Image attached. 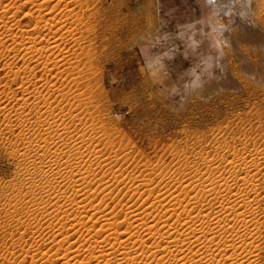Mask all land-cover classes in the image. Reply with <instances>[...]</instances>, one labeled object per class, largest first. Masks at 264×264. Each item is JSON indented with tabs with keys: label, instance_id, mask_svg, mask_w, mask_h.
<instances>
[{
	"label": "rangeland",
	"instance_id": "rangeland-1",
	"mask_svg": "<svg viewBox=\"0 0 264 264\" xmlns=\"http://www.w3.org/2000/svg\"><path fill=\"white\" fill-rule=\"evenodd\" d=\"M23 1L6 0L4 5L14 3L11 12L14 10L17 13L16 18L27 30L31 29L29 27L36 21L31 17L38 10L36 4L46 3L45 6L43 4V9L45 7L44 11L47 9L49 12L59 0H37L36 4L30 3L19 11L18 7L22 6ZM76 1L79 0H62L59 8L53 11V16L61 17L64 12L69 11L74 16L65 17L68 23L65 20L66 26L58 33V37L61 33L66 34L62 41L64 43H61V53L64 52L66 62H61L62 65L59 64V67L56 66L48 73L42 67L38 68L35 71L37 77L33 79L32 85L29 86L32 88L27 90L28 92L21 86L22 78L14 81L12 75L6 74L7 72L0 68V98L3 96L6 100L4 102L6 109L4 105L0 108V111L1 109L3 111L0 112L1 264H20L18 261L15 263L13 254L21 253L23 247V249L32 247V242L36 244L34 246L36 249L42 246V250L45 247L42 253L54 246L53 240H41L39 232L44 227L43 231L45 229L48 231L52 225L53 228L50 230L59 228L60 223L50 218L41 219L40 212L46 209L48 212L53 209L51 211L53 212L61 204L69 206L71 205L69 199L72 201L77 194L76 198L81 196L78 200L86 202L85 204L90 197V203L93 197H102L97 184L103 176L115 181L108 167L102 169L94 167L92 174L97 173L88 179L94 183L87 180L86 183L80 181L79 187L74 184L70 178L71 169L67 166L75 159L73 160L69 154L64 156L67 161L64 158L59 160V157L46 146L45 141L50 143L51 137H54L55 143L63 146V139H57L54 128L64 124L71 128L70 137L76 139L85 134L90 144L94 142L95 146L99 145L100 151L112 155L110 157L117 160L114 168L117 177L124 172L120 178L124 179L125 176L126 182L132 174L133 177H139V180L144 179L142 181L146 183L155 180L151 183L154 184L151 187L154 188L155 194L158 189V194H168L174 190L175 187L163 178L170 172L177 178L173 172L177 167H182L181 162L187 158L195 161L199 156L202 157L198 158L199 160L208 156L210 158H206L210 160L214 158L217 160L227 155L233 156L235 152L243 149L247 150L245 153L249 157L251 154H259L263 160L260 175L255 183L260 192H258L260 200L258 199L259 204L256 205L257 210L252 213L256 222H253L251 229L254 243L259 247L258 264H264V0H229L224 5L228 10L226 9L220 21H217L219 26L225 29L227 38L230 37L228 39L225 37L218 49L215 44L218 35L212 25L216 22L214 14L212 10L204 8L203 0H80V3ZM1 10L3 12L5 8ZM239 12L243 13L239 15ZM54 30L57 31L58 28L54 27ZM15 50L9 52L0 49L1 67L7 63L15 64L18 69L25 67V59L17 54V48ZM33 72L27 70L26 73L34 75ZM43 85L49 88L52 85V88L51 90L39 88ZM37 87L39 89H36ZM41 90L45 92L39 93ZM32 94L34 96H31ZM48 103L54 110L52 114L44 111L43 107ZM38 105H41L39 109ZM38 110L44 111L43 114ZM22 118L25 121H22ZM44 143L45 145H42ZM50 144L54 146L53 141ZM111 148L114 150L111 151ZM86 166L85 171H93ZM159 180L163 182L158 183ZM72 181L73 183H70ZM89 185L93 187L91 191L89 187H92ZM86 186L87 191L92 192L90 193L92 196L85 192ZM168 186L170 187L167 188ZM44 188L48 194L51 192L49 196ZM152 188L149 189L153 190ZM64 191L67 195L63 196V193L66 194ZM126 197L115 194L113 201L107 203L110 204L108 210L116 208L115 212H119L121 210L119 207L122 208L121 206L126 205L131 199L129 196ZM136 198L133 201L138 203V197ZM54 199H58L59 202ZM139 203L136 207H140ZM20 236L26 237L27 240H22ZM35 236L39 237L35 238L37 243L32 239ZM32 263L33 261L29 260L28 264Z\"/></svg>",
	"mask_w": 264,
	"mask_h": 264
},
{
	"label": "bare ground",
	"instance_id": "bare-ground-1",
	"mask_svg": "<svg viewBox=\"0 0 264 264\" xmlns=\"http://www.w3.org/2000/svg\"><path fill=\"white\" fill-rule=\"evenodd\" d=\"M5 1L6 0H0V49L9 50V52H11V51L14 52V51H16L15 49L17 48V51H18L17 54L19 53L21 55L22 59H25L26 61L24 60L25 67L23 69L21 67L22 70L20 69L19 66H18L19 69L16 68L17 66H15V64H12V63L9 65H8V63H7V65L3 64L4 66H2V67L0 66V68H3V70H5V72H7L6 74L12 75L14 78V81H18L19 78L20 79L22 78L21 86L25 88L24 90L26 92H28L27 90L32 88L29 86L32 85L33 79L35 77H37L35 71L38 68L42 67V69L46 73H48V72L52 71L59 64L62 65L61 62L64 61L65 56H63L64 52L61 53L62 52L61 43H64L62 41L65 38L66 34L61 33L60 36L58 37V35H59L58 33L62 32L64 29V26H66V25H64L65 20H66L65 17L70 18V16H71V18H73L74 16H73V14L71 15L70 11L64 12V14H62L61 17H58L59 15L53 16V11L56 10V8H59L58 6L62 2V0H59L57 4L55 3V6H52V9L48 7L49 9H51L49 12H47V9H46V11H44L45 7L43 9V4L45 6L46 3L36 4L38 2L37 0H24L23 1L24 3H22V6L18 7L19 11L22 7H24L30 3L36 4V6H38V10L36 9L37 11L35 14H33L31 12L33 14L31 17L36 19L35 23H32V26L29 27L31 29L25 30L26 28L22 27L21 22L18 21V19L16 18L17 13H15L14 10L11 12V10L13 9L12 4H14V3L9 4V2H10L9 1L8 2L9 5L5 6L4 5ZM79 1H76V2L78 3ZM203 2H204V8L206 10H212L213 14H214L213 15L214 21H216V22H214L212 25H213V29L216 31V34L219 36V38L217 36L216 40H215L216 48L218 49L220 42L225 40V37L227 38V35L224 31L225 29L222 28L221 26H219L217 20H219L223 16V14L225 13V10L227 8L224 5L226 3H228L229 0H203ZM227 5H229V4H227ZM65 6L67 7V4ZM2 8L3 9L5 8V10H3V12H1ZM63 8H65V7H63ZM62 10H64V9H62ZM245 12L246 11H244V13ZM12 13H14V14H12ZM28 13H30V12H28ZM241 13H243V12H241ZM241 13L239 12V15ZM7 14H9V16H7ZM228 15H229V13H228ZM67 23H68V21H67ZM54 27L58 28L57 31L54 30L55 32L53 31ZM226 30H228V29H226ZM60 40H61V42H60ZM227 41H229V40H227ZM64 49H63V51H64ZM64 62H66V61H64ZM32 64H33V67H32ZM48 69H50V70H48ZM27 70L34 71L33 73H35V74L34 75H28L26 73ZM61 71H59V72H61ZM38 76H40V75H38ZM51 86L49 88V86L43 85L39 88H44L45 90H51V88H52ZM39 88L37 87L36 89H39ZM25 91H23L24 95L27 96ZM43 91L44 90H41V91H39V93H42ZM50 92H52V91H50ZM29 95H30V93L28 94V97H29ZM48 95H49V91H48ZM4 96H5V93H4ZM31 96H34V95L32 94ZM42 96H44V95H42ZM12 97H15V96H12ZM35 97H37V96H35ZM8 98H9V96H8ZM22 98H23V95H22L21 99ZM38 98H39V96H38ZM44 98L46 99V97H44ZM48 98H47V101H48ZM25 99H26V97H25ZM25 99H24V101H25ZM16 100H17L16 102H18V99H16ZM34 100H35V98H34ZM34 100H33V102H34ZM5 101H6L5 98L3 96H1L0 108L2 105L5 104L4 103ZM26 101H28V100L26 99ZM44 101H46V100H44ZM7 102L9 103V101H7ZM27 103L29 104L30 102H27ZM21 104H22V102H21ZM24 104L26 105V103H24ZM43 104H44V102L41 105H43ZM49 104L50 103H48L47 105H44L43 108H45V110L44 109L43 110L47 114L48 113L52 114V112L54 113V110H53L52 106H50ZM27 106H25V107H27ZM32 106H34V105H32ZM40 106L38 105L37 109H39ZM5 109H6V106H5ZM29 109H30V107H29ZM54 109H55V107H54ZM24 110H25V108H24ZM1 111H2V109H1ZM38 111H40V110H38ZM44 111H40V112L43 114ZM4 112H6V111L4 110ZM10 113H12V111ZM31 113H33V112H31ZM22 115H24V114H22ZM55 115H53V116H55ZM5 116L7 117V115H5ZM37 116H40V115H37ZM49 116H51V115H49ZM34 117H35V114H34ZM36 118H38V117H36ZM46 118L47 117H45V119ZM10 119L11 118H9V120ZM28 119H29V117L27 118V120ZM21 120L23 121L24 119L22 118ZM54 120H55V118H54ZM30 121H32V120H30ZM36 121H37V119H36ZM46 121H47V119H46ZM48 121L50 122V120H48ZM4 127H5V125H4ZM47 127H49V126H47ZM51 127H53V126H51ZM54 129H55L54 132L56 133V135L58 137V138L57 137L56 138L57 139L61 138L60 140L63 139V146H59V144L57 145L55 143L56 139L54 137H51V139H50L51 142L53 141L54 146H51L50 141H49L50 143H47L48 141L43 139L45 137H43L41 139L46 141V144H47L46 146L51 151H53L55 153L56 157H59V160H60V158H64L65 155L69 156V154H71V156L73 157V160L75 159V161L71 160L74 162V164H73V162L71 164L67 163L68 164V166H67L64 163L67 166V168L71 169L70 174L72 173V177H70V176L69 177L74 181V184H76L78 186L80 181L81 182L83 181L86 183V181L88 179L92 178V175H93L92 173L94 172V170L92 168H94V167L101 168V169H102V167L103 168L108 167L109 171H111V174L113 175V178L116 182L115 181L113 182L112 179H108L109 177H106V176L104 177L103 175H101L103 177L101 178L100 182L98 183L99 185L97 184V186H98V190L102 193V197L95 196V197H93V199H91L90 203H89V201H90L89 200L90 197H89L88 203L85 204L86 202H82V201L78 200V198H80L81 196L76 198V196H78V194H77L78 192L76 190L75 192H77L76 193L77 195L75 197H73L72 201L69 199V201L71 202V205L68 206V204H67L66 206H61L62 204L60 205V203L62 201H60V203H56V204H59L60 207H57L53 212H51L53 210L51 208L52 205H51V207L48 206L52 209L50 212H48L49 210L47 211V209L45 211L41 210L42 212L38 211L41 214L40 215L42 217L41 219L50 218V219L55 220L58 223H60L59 228L57 227L58 229L56 228V225L54 224L55 225L54 227L56 229L50 230L53 228V225H52V228H48L50 231L49 230L47 231V229H45V231H43V229L45 228L43 226L44 228H42L41 232H39V234H40L39 236L41 237V240L42 239L43 240L46 239V241L53 240L54 246L50 247L49 249H47L45 252L42 253L41 251L45 250V247H43L42 250H41L42 246L39 247L38 249H36V247H34L36 244H34V242H32V244H33L32 247L29 246L30 248L27 247L28 249L27 248L23 249L24 248L23 247L20 251L21 253L16 252L13 254V256H14L13 259L15 260V263H17V261H18V263H20V264H28L29 260L33 261L32 264H56V262H58V264H258L259 263V259H260L259 254H258L259 253L258 252L259 247L256 246L254 243V238H253V234H252L253 230L251 229L253 222H256L255 221L256 218L255 219L253 218L252 213H253V211L257 210L256 209L257 203L259 204V201H258L259 195L258 194L260 192H259V189L257 188V183H255V182H257L258 177L260 175L261 166H262L261 161L263 160L260 156H258L259 154L252 155L251 153H249V154H251V157H249L247 155V153H245V152H247V150L243 149L242 151H238V152H235V150H234L235 153L233 156H228V155L224 156V157L221 156L222 158H219V159L217 158V160L215 158H214L215 160L214 159L210 160V159H208V158H210L208 156H206L208 158L204 157L202 160H199L202 158V157L199 158L200 157L199 156V157H197V160H195V161H191V159L187 158L186 161L181 162L182 167L181 166L179 168L177 167L175 169V171L173 172L176 176H178L177 178H175V176H173V174L171 172L170 173L172 175L170 173L169 174L167 173V175L164 176V178H163V180H166L173 187H175L174 190H172V192H170L168 194H166V193L158 194V190H159L158 189L157 194H155L154 188L151 187L152 185H154V184L151 185V183L155 182V180H151L149 183H146V182L142 181L144 179L139 180V177L138 178L133 177V174L131 173L132 177L130 176L131 178L128 179V181L126 182L125 176H124L125 180L120 178L124 174V172H121L122 170L121 171L119 170V171L123 174L120 173L121 176L117 177V174H115V169H114L117 165V163H116L117 160L114 159V157H110L112 155H109V154L107 155V154L103 153L102 151H100L98 149L99 145L95 146L94 142H93L94 144L93 143L90 144V142H89L88 138H86L87 136L85 134H81L76 139L73 137H70L71 128L66 126V124L58 125ZM10 132H12V131H10ZM47 132L50 133V131H47ZM75 135H77V134H75ZM48 136H51V135H48ZM24 137H23V139H24ZM30 137H32V136L30 135ZM30 141H31V139H30ZM30 141H28V142H30ZM33 144H34V142H33ZM42 145H45V143ZM84 149H86V150H84ZM112 150H114V149L111 148V151ZM230 153H231V151H230ZM259 153H260V151H259ZM51 154H52V152H51ZM27 155H28V153H27ZM115 155H113V156H115ZM118 155L120 156L119 153H118ZM260 155L262 156L261 153H260ZM115 157H117V155ZM211 157H213V156H211ZM40 158H43V157H40ZM194 158H195V155H194ZM48 160H50V159H48ZM48 160H46V161H48ZM65 160L67 161V159H65ZM124 160H126V159H124ZM200 161H201V165H200ZM45 163H47V162H45ZM45 163H44V165H45ZM51 163H53V162H51ZM57 165L59 166L60 164H57ZM120 165H122V163ZM84 166L88 167L89 169H92L93 171H91V170L85 171ZM196 166H198L199 168H197ZM202 166H204V167H202ZM42 169H44V168H42ZM45 169H46V167H45ZM101 169H99V170H101ZM56 171H57V169H56ZM154 172H156V170H154ZM159 172H161V171H159ZM54 173H56V172H54ZM96 173H95V175H96ZM26 175H27V173H26ZM60 175H59V177H60ZM95 175H93V176H95ZM159 176H161L160 173H159ZM188 177H191V178H188ZM96 179H93V180L95 181ZM160 180L158 181V183L163 182ZM186 180H187V182H186ZM188 180H190V181H188ZM73 181L70 183H73ZM88 181H91V180H88ZM91 182H93V181H91ZM62 183L64 184V182H62ZM70 183H68V184L70 185ZM69 185H67V186H69ZM86 185H88V182ZM155 185H156V183H155ZM163 185H162V187H163ZM89 186H91V185H89ZM157 186H158V184H157ZM71 187H74L73 184ZM86 187L87 188H86L85 192L88 189V186H86ZM169 187L170 186H168L167 188H169ZM54 188H55V186H54ZM63 188H64V186H63ZM149 188H152L153 190H150ZM64 189L66 190V188H64ZM90 189L92 190L93 187L92 188L89 187V190ZM44 190L46 191L45 188H44ZM83 190H84V188H83ZM89 190L87 191L88 194L92 193V192L89 193ZM98 190L96 192H98ZM168 190L171 191V189H168ZM56 191H58L57 187H56ZM66 191H64L66 194L63 193V196L67 195ZM61 192H62V190H61ZM94 192H95V188H94ZM49 194L47 192L48 196H49ZM81 194H84V193H81ZM97 194H99V193H96V195ZM115 194L119 197L121 195L127 196V197L129 196V198L132 199V200L129 199V201L127 199H125L128 201L127 204L124 206H121L122 208L119 207V209H121V210L117 213L115 212L116 208H114L112 211H109L108 208L110 207L109 206L110 204H107V203H109V201H111V200L113 201ZM86 196H85V198H87ZM136 196L138 197V201L139 202L141 201V203L138 202L140 207H136L138 204V203H136L137 201L134 202L137 199ZM44 197H45V195H44ZM51 197L52 196H50V198ZM70 198H71V196H70ZM51 199H53V198H51ZM58 199H60V198H58ZM58 199H54V200L59 202ZM81 199H84V198H81ZM133 199H135V200L133 201ZM35 200H38V199H35ZM61 200H63V199H61ZM40 201H41V199H40ZM40 201H38V202H40ZM117 204L119 205V203H117ZM26 205H28V204H26ZM64 205H65V203H64ZM37 206H40V205H37ZM44 206H43V208H44ZM114 206H115V204H114ZM117 209H118V207H117ZM259 216H261V215H259ZM35 218H36V216H35ZM31 219L33 220L34 218H31ZM28 222H30V221H28ZM39 222H40V220H39ZM44 222H46V221L44 220ZM48 222H49V220H48ZM31 223H32V221H31ZM257 224L258 223H256V227H257ZM32 225H33V223H32ZM49 225H48V227H49ZM23 226H21V227H23ZM46 226H47V224H46ZM38 227H40V225H38ZM29 228H30V226H29ZM32 229H30V230H32ZM27 230H29V229H27ZM20 232H21V229H20ZM31 234H32V232H31ZM21 235L23 236L24 234H21ZM22 236H20L19 238H21ZM36 236L32 237V239H33V241L35 240V242L37 243V240L35 238H39V237H36ZM22 240H27V239H26V237L25 238L22 237ZM16 242H18V241H16ZM26 243H28V242H26ZM12 245L14 246V244H12ZM19 245H20V243H19ZM257 245H258V243H257ZM47 247H49V246H47ZM6 251H7V249H6ZM5 258L6 257H4V259ZM19 258H21V259H19ZM0 264H1V262H0Z\"/></svg>",
	"mask_w": 264,
	"mask_h": 264
}]
</instances>
